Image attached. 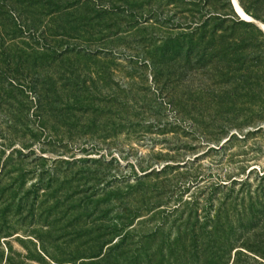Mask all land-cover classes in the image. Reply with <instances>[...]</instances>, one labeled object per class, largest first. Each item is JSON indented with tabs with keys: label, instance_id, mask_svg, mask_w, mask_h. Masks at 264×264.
I'll return each instance as SVG.
<instances>
[{
	"label": "rangeland",
	"instance_id": "obj_1",
	"mask_svg": "<svg viewBox=\"0 0 264 264\" xmlns=\"http://www.w3.org/2000/svg\"><path fill=\"white\" fill-rule=\"evenodd\" d=\"M58 1H53L55 7L78 4L73 12L94 18L92 27L98 25L48 39L52 51L46 69L39 66L29 74L2 69L0 99L10 91L12 98L8 106L0 101V172L9 164L27 174L20 178L13 170L9 179L0 177L1 189L19 190L14 199L10 191L3 196L0 192V212L5 214L0 215V264H37L33 260L41 250L59 263H97L79 259L98 253L99 236L107 234L121 214L132 216L127 229L134 237L160 231L153 251L164 237L178 236L189 210L198 211L202 224L209 214L224 211L231 195L250 191L262 197L264 33L254 24L264 30V2L244 0L247 11L235 5L240 15L234 10L232 16L225 0H210L225 8L231 21L240 22L235 30L224 26L217 33L226 38L217 50L235 70L218 78L214 60L198 62L202 49L188 58L189 43L183 38L213 12L203 1ZM114 6L120 8L117 13L103 15ZM168 45L171 53L156 56V50ZM64 51L69 55L61 56ZM87 53L91 56L85 57ZM35 81L37 90L50 96L42 115ZM11 85L15 90L8 88ZM24 144L34 150L29 158H8L12 147ZM164 167L167 172L157 176ZM153 170L145 186L126 196ZM233 180L247 184L224 186ZM36 189L43 218H26L28 211L16 217L17 206L26 202L24 195ZM91 202L109 212L107 220H100L98 210L90 218L95 214ZM177 207L179 211L170 214ZM48 216L52 225L46 230ZM259 216L264 223V212ZM254 251L264 256V244H255Z\"/></svg>",
	"mask_w": 264,
	"mask_h": 264
},
{
	"label": "trees",
	"instance_id": "obj_2",
	"mask_svg": "<svg viewBox=\"0 0 264 264\" xmlns=\"http://www.w3.org/2000/svg\"><path fill=\"white\" fill-rule=\"evenodd\" d=\"M53 1L57 0H0V81H2L1 77L4 73L2 69L4 68L12 73L24 71L28 74L36 71L35 69L39 66L38 69H46V60L47 58H51L50 55L52 51L50 45L47 43L48 39L57 40L60 37L67 38L73 33H77L78 27H90V29L97 27L98 24L92 27V23H95L94 18H88L87 16L79 17V15L73 12V10L78 8V4L69 2L64 6H59V4H57L55 7L56 3ZM200 1L204 2V8L208 7L210 10H213V12L210 13L204 22L198 24L192 32L183 36L184 40L189 43L188 58L190 59L197 49H202V51L197 54V60L200 64L206 62L207 59L211 61L214 60L213 72H215L216 75L218 74V78L232 76L235 73L232 64L226 63L225 56L217 50L218 47L224 45L226 41L224 36L217 37L220 28L227 26L229 30H235V26L240 24V22L237 23L236 21L234 23V21H231L232 17L230 16H235L231 0H225L231 15L227 14L229 12H225L227 10L218 6L215 1ZM257 1L264 2V0ZM58 2H60V0ZM238 3L239 6L246 10L244 0H238ZM210 7L213 8L211 9ZM106 9L108 12H104L103 15L117 13L116 10H120V8L117 9L116 6ZM55 24L58 26H53ZM59 30H63V32L61 33ZM208 34H210L209 37ZM36 39L43 42L41 47H39L40 44L36 42ZM30 41L34 43L30 45ZM172 51V47L168 45L160 50H156V56H160V54L166 56V54ZM77 54L80 55L79 53ZM60 55H69V51L61 52ZM88 56L91 55L87 53L85 57ZM37 62L39 63L37 64ZM244 73L245 83L248 84L250 80V71L246 70ZM17 87L18 89H24L19 85H17ZM34 87L37 97V110L42 115L47 112L48 105L50 104V96L45 92H39L37 90L39 83L36 81ZM8 88L15 90V87L12 85ZM11 93L12 91L6 92L3 95L4 97L0 99L4 106L9 105L12 98ZM41 115L40 118L42 119ZM231 140L232 137L228 142ZM10 147H12V145H10ZM31 149L32 147L25 144L18 148L14 146L10 149L8 158L11 159L17 156L22 160L27 159L34 151ZM16 166L17 165L9 164L3 166L0 177L9 179L10 173L14 170L15 172L18 171L20 178H24V176H26L25 174H27L26 170L17 169ZM166 169L167 167H164L160 170L157 176L166 173ZM153 172L154 170L141 176L137 182V186L131 187L129 194H126V196L132 195L136 188L145 186V180L152 176ZM248 179L249 177H247L246 180ZM261 180H264V174L261 176ZM2 184L1 180L0 187ZM246 184L247 182L245 181L233 180L231 183L224 186H246ZM8 191H10L11 199H14L19 192L17 187L14 189L3 187L0 190L2 196ZM41 191H43V196L45 197V190L42 189ZM262 191H264V189H262ZM257 193H252L250 191L245 193L243 191L239 192L241 197L237 196L233 198L232 195L229 196L227 202L223 204V207L226 209L224 211H217L214 216H210L209 214L206 221L202 224L201 215L198 214V211H194L193 209L189 210L190 216L186 225L182 223V226L179 228L178 236L172 240L164 237L158 249L153 251L152 244L158 239L161 234L160 231L141 237H134V235L130 234L131 229H127L132 226L128 223L132 216L129 217L121 214L118 218V222H116L114 226L108 227L110 231L107 234L99 236L98 240H102V242L101 247H98V253L88 258H80L79 260H97V263L94 264H264L258 259L264 260V256H260L258 252L254 251L255 244L256 246L264 244V223L259 222V215L264 212V203L261 201L264 199V194H262L261 197ZM253 195L256 197H253ZM24 196L26 202L22 201L17 206V211L15 212L16 217H22L25 211H28L26 212V218H31L33 220L41 219V217L43 218L44 214L42 208L44 206L41 204L39 206L38 204L40 198L38 189L29 191ZM33 196H35V201L33 205L29 206L28 203ZM24 204L26 205L24 206ZM95 204H98V202H91V206L94 207L92 208L93 213L98 210V206ZM185 204L187 207L191 205L190 202H185ZM262 206L263 210H260ZM159 207L160 206H157L156 208ZM86 209L88 212L91 210L89 207ZM178 209L179 207L175 208L170 214L178 212ZM96 213L100 220H107L109 216V212L106 210H98ZM96 213L91 214L90 218L96 215ZM0 215L5 216L4 211L0 212ZM134 218L139 217L135 216ZM47 219L50 220V216L46 218L48 226H43L46 230L52 225ZM183 225H185V227ZM99 230L100 229H98V231ZM115 237H117V240L112 245V241ZM129 240L132 241L130 244L128 243ZM37 241L40 244L43 243V240L39 237ZM107 246H109L107 248L108 250L106 254L103 255V249ZM127 247L130 248L127 249ZM249 252L253 255H250ZM33 261L37 264L65 263L56 262L47 255L44 250H41V253L37 254ZM66 263L74 264L71 261Z\"/></svg>",
	"mask_w": 264,
	"mask_h": 264
},
{
	"label": "water",
	"instance_id": "obj_3",
	"mask_svg": "<svg viewBox=\"0 0 264 264\" xmlns=\"http://www.w3.org/2000/svg\"><path fill=\"white\" fill-rule=\"evenodd\" d=\"M237 2H238V0H237ZM231 3H232V6H233V9L235 10V12L236 13H238V11H237V9H236V6H235V3H234V0H231ZM239 4V3H238ZM238 15H240V14H238ZM249 23H252V24H254L253 22H249ZM257 28L259 27V26H257L256 24H254ZM258 29H260V28H258Z\"/></svg>",
	"mask_w": 264,
	"mask_h": 264
},
{
	"label": "bare ground",
	"instance_id": "obj_4",
	"mask_svg": "<svg viewBox=\"0 0 264 264\" xmlns=\"http://www.w3.org/2000/svg\"><path fill=\"white\" fill-rule=\"evenodd\" d=\"M234 3H235V5L236 6H239V4H238V2H237V0H234ZM240 7V6H239ZM241 8V7H240ZM238 14V13H237ZM258 28H260V30L264 33V30L259 26Z\"/></svg>",
	"mask_w": 264,
	"mask_h": 264
}]
</instances>
